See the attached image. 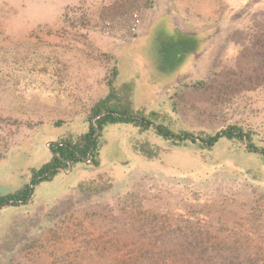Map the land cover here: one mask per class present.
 Listing matches in <instances>:
<instances>
[{
	"label": "rangeland",
	"instance_id": "1",
	"mask_svg": "<svg viewBox=\"0 0 264 264\" xmlns=\"http://www.w3.org/2000/svg\"><path fill=\"white\" fill-rule=\"evenodd\" d=\"M163 17L209 38L174 80L150 83L140 47ZM168 44L175 69L191 46ZM113 69L117 85L131 81L133 112L174 133L240 127L264 147V0H0V195L85 130ZM144 139L153 160L132 148ZM88 163L0 210V264H264V160L246 145L172 144L119 124Z\"/></svg>",
	"mask_w": 264,
	"mask_h": 264
},
{
	"label": "trees",
	"instance_id": "2",
	"mask_svg": "<svg viewBox=\"0 0 264 264\" xmlns=\"http://www.w3.org/2000/svg\"><path fill=\"white\" fill-rule=\"evenodd\" d=\"M208 38V35L203 33L181 34L177 30L169 28L166 18L163 17L157 20L140 47V52L149 68V80L152 75L155 76V79L151 80L150 83L158 81L168 83L174 80L180 74L183 65L190 58L189 56L199 53L208 42ZM167 43H170L168 44L169 46L181 43L191 46V50L175 69H173L175 66L170 67L172 62L167 57L171 50L170 47H163ZM162 56H166L167 61L161 59ZM117 74L116 69H113L108 81L109 93L90 108L88 118L85 120V130L74 137L59 138L56 142L51 143L48 146L51 152L50 160L30 170L31 183H24L17 191L11 194L0 195V210L7 205L9 207L27 205L33 199L36 185L51 181L57 173L62 170L67 171L69 166L73 167L84 162H89V165L95 167L98 166L104 130L107 127L119 124L129 125L139 134L152 132L163 136L172 144L187 141L200 147L212 148L221 139H225L246 145L249 151H253L264 160V147H256L258 137L251 131H243L240 127L229 126L214 135L194 134L184 131L174 133L159 121V115L156 112L152 111L146 114L140 109L137 112H133L132 103H127L128 98L134 94L131 81L117 85L115 83ZM132 148L137 154L147 160H153L159 153L158 148L153 147L145 139L143 141H135L132 144ZM78 186L83 191L92 190L90 187L84 188L82 183H79Z\"/></svg>",
	"mask_w": 264,
	"mask_h": 264
},
{
	"label": "water",
	"instance_id": "3",
	"mask_svg": "<svg viewBox=\"0 0 264 264\" xmlns=\"http://www.w3.org/2000/svg\"><path fill=\"white\" fill-rule=\"evenodd\" d=\"M29 183H31V180L29 181Z\"/></svg>",
	"mask_w": 264,
	"mask_h": 264
}]
</instances>
